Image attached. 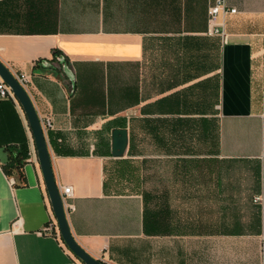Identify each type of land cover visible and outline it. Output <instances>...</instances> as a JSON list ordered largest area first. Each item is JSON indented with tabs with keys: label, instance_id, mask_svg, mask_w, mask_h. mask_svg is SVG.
Returning <instances> with one entry per match:
<instances>
[{
	"label": "crops",
	"instance_id": "crops-1",
	"mask_svg": "<svg viewBox=\"0 0 264 264\" xmlns=\"http://www.w3.org/2000/svg\"><path fill=\"white\" fill-rule=\"evenodd\" d=\"M213 1L0 0V62L51 119L70 231L104 264H264V0H226L225 44L206 35ZM51 214L26 117L2 99L0 264H81L43 232Z\"/></svg>",
	"mask_w": 264,
	"mask_h": 264
},
{
	"label": "water",
	"instance_id": "water-1",
	"mask_svg": "<svg viewBox=\"0 0 264 264\" xmlns=\"http://www.w3.org/2000/svg\"><path fill=\"white\" fill-rule=\"evenodd\" d=\"M0 80L10 93H12L26 117L35 146L46 196L50 204L52 215L56 221L60 240L68 252H70L81 264H104L87 253L77 243L70 231L58 186L55 182L46 136L42 128L41 119L39 118L31 97L17 82L13 73L10 72L2 62H0ZM126 145L127 135L125 130H114L112 132V156H122Z\"/></svg>",
	"mask_w": 264,
	"mask_h": 264
},
{
	"label": "built area",
	"instance_id": "built-area-1",
	"mask_svg": "<svg viewBox=\"0 0 264 264\" xmlns=\"http://www.w3.org/2000/svg\"><path fill=\"white\" fill-rule=\"evenodd\" d=\"M234 13H236V10L234 8L228 7L226 4V0H214L213 4L210 5L207 9L206 35L207 36H218L221 39L222 43L225 44L228 40V37L224 30L223 17L226 14H234ZM220 17H222V21H220ZM13 75L15 79L17 80V82L26 90V83H27L26 76L21 73H14ZM6 98H10L17 103L12 93H10L7 87L0 80V100L6 99ZM41 124H42L44 133H46V130L51 128L52 126L50 118L42 119ZM8 182L10 184H15V181L13 178H9ZM58 190H59L62 204L65 210L66 216H67V213L73 210V206L68 203V200L72 196V189L70 186H64V187L58 188ZM16 225H18L17 221L13 222V226H16ZM43 232L48 236L56 237L58 241L60 240L56 221L52 214H51V219L43 228ZM59 243L61 244L62 241L60 240Z\"/></svg>",
	"mask_w": 264,
	"mask_h": 264
},
{
	"label": "trees",
	"instance_id": "trees-1",
	"mask_svg": "<svg viewBox=\"0 0 264 264\" xmlns=\"http://www.w3.org/2000/svg\"><path fill=\"white\" fill-rule=\"evenodd\" d=\"M54 55L57 56L58 53L55 51ZM7 151H8L7 161L4 165L1 166L2 172L4 173V175L9 177L15 171V173L18 176V180H19V184H17L16 186L21 187L25 183V178H24L23 173L20 171L22 167V163L20 160L21 159L20 154L15 150H7ZM61 246H63V248L66 250V248L64 247L62 243H61Z\"/></svg>",
	"mask_w": 264,
	"mask_h": 264
}]
</instances>
